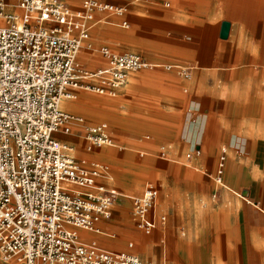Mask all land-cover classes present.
Instances as JSON below:
<instances>
[{
    "label": "crops",
    "instance_id": "0c3cea01",
    "mask_svg": "<svg viewBox=\"0 0 264 264\" xmlns=\"http://www.w3.org/2000/svg\"><path fill=\"white\" fill-rule=\"evenodd\" d=\"M64 1L79 8L83 0ZM108 1L126 11L94 13L93 46L80 49L81 63L106 66L98 47L107 45L142 55L150 67L130 73L115 96L75 88L77 97L64 99L65 110L106 123L111 137L89 150L78 125L55 132L78 157L107 164V177L97 180L117 192L111 217L97 222L100 232L79 234L142 261L264 264V0ZM148 184L158 191L150 213L157 224L146 234L131 206ZM137 231L143 235L125 246ZM0 264L19 263L0 254Z\"/></svg>",
    "mask_w": 264,
    "mask_h": 264
},
{
    "label": "built area",
    "instance_id": "2783aa9c",
    "mask_svg": "<svg viewBox=\"0 0 264 264\" xmlns=\"http://www.w3.org/2000/svg\"><path fill=\"white\" fill-rule=\"evenodd\" d=\"M9 4L16 9L9 11ZM81 4L72 8L64 0H0L1 258L19 264H166L105 250L79 234L80 228L100 232L97 222L111 217L117 192L97 180L107 177V164L78 157L74 146L55 132L69 134L78 125L89 150L111 144V137L106 123H86L65 110L62 100L76 98L75 88L115 96L130 73L150 67L142 55L116 53L107 45L98 47L106 66L84 67L78 53L84 44L93 46L94 13L120 16L126 6L108 0ZM225 152L222 148L218 158V180ZM158 156H166L164 146ZM157 195V188L148 184L133 197L135 225L146 234L157 224L150 214ZM164 220L161 215L159 222Z\"/></svg>",
    "mask_w": 264,
    "mask_h": 264
},
{
    "label": "rangeland",
    "instance_id": "374dc122",
    "mask_svg": "<svg viewBox=\"0 0 264 264\" xmlns=\"http://www.w3.org/2000/svg\"><path fill=\"white\" fill-rule=\"evenodd\" d=\"M132 207V206H131ZM130 209V208H129ZM131 210V209H130ZM129 210V211H130ZM143 234L142 233H140V232H132V233H129L128 235H127V237H126V239H125V246H126V242H128L129 240H134L135 238H138L139 236H142ZM127 240V241H126ZM132 251H134V252H136V253H138L137 252V250H136V246L132 249ZM161 257L163 258V256L161 255ZM166 257H167V255H166ZM162 258H161V260H162ZM166 260H167V258H166Z\"/></svg>",
    "mask_w": 264,
    "mask_h": 264
},
{
    "label": "water",
    "instance_id": "95a60500",
    "mask_svg": "<svg viewBox=\"0 0 264 264\" xmlns=\"http://www.w3.org/2000/svg\"><path fill=\"white\" fill-rule=\"evenodd\" d=\"M228 27H229V22H223L221 25V29H220V35L222 38L226 37L227 31H228Z\"/></svg>",
    "mask_w": 264,
    "mask_h": 264
},
{
    "label": "bare ground",
    "instance_id": "6f19581e",
    "mask_svg": "<svg viewBox=\"0 0 264 264\" xmlns=\"http://www.w3.org/2000/svg\"><path fill=\"white\" fill-rule=\"evenodd\" d=\"M66 101H67V100H64V99H63V100H62V104H63L64 102H66ZM68 101H69V100H68ZM72 151H73V150H72Z\"/></svg>",
    "mask_w": 264,
    "mask_h": 264
}]
</instances>
